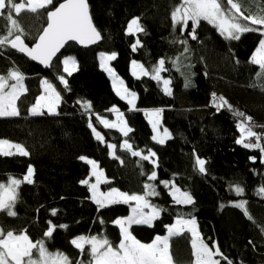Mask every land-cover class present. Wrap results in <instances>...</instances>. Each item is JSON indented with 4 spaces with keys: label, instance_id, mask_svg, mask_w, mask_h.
<instances>
[{
    "label": "trees",
    "instance_id": "trees-1",
    "mask_svg": "<svg viewBox=\"0 0 264 264\" xmlns=\"http://www.w3.org/2000/svg\"><path fill=\"white\" fill-rule=\"evenodd\" d=\"M63 1L53 0L52 5L37 13L25 9L17 16L11 11L22 27V39L27 46L35 43L46 26L47 12ZM180 2L87 0L93 25L101 33L99 43L88 48L69 43L49 68L34 64L10 45L0 48V75L7 76L11 69H18L25 87L17 100L19 115L0 117V140L19 143L29 152L28 156L0 155V183H7L10 176L23 180L29 165L33 168V183L23 182L18 188L13 209L16 215L0 211V218H5L0 220V226L5 230L23 226L31 241L43 240L50 253L62 252L81 264H93L90 247L85 244L81 253L71 241L88 237L86 232L90 227L92 236L106 237L113 245H119L122 236L115 221L128 216L130 204L116 203L101 208L92 201L88 185L81 183L89 177V166L80 159L84 156L96 161L103 172L105 181L99 185L102 193L116 188L129 195H143L145 183L155 185L159 194L147 199L161 209L159 217L150 226L129 227L140 242L150 243L164 235L167 226L180 216L185 219L194 216L198 231L209 247L218 244L234 264H264V197L257 194L264 186V153L238 144L241 133L237 123L243 118L235 116L226 106L218 110L212 104V93H216L232 109L251 116V125L247 122L246 125L261 134L260 143L264 146V127H261L264 126V78L257 75L261 73L260 66L251 62L264 36L253 31L240 34L238 40L225 39L213 24L202 20L196 28L197 38L192 39L191 22L187 27L182 24L173 27L171 13ZM259 6L257 0L251 11L255 12ZM8 15L7 9L0 14V35H7L11 26ZM133 18H139L144 31L128 33ZM137 40L140 43L133 50ZM104 53L116 54L110 66L126 88L135 92L134 110L115 94L100 64L99 55ZM68 56L77 65L71 75L63 69V59ZM161 59L165 63L160 77L170 80V95L165 94L160 81L152 78L151 70ZM132 61L149 74L133 77ZM61 76L67 81V88L61 83ZM42 79L60 93L61 102L55 114L32 115L29 108L40 95ZM84 101L90 103V109L83 107ZM113 107L132 129L127 136L99 122L98 117L111 118ZM147 109L161 110V126L170 134L163 144L152 139V130L142 113ZM93 129L102 141L94 137ZM125 141L132 146L131 151L148 155L151 150L156 155L149 160L133 156L122 147ZM249 141L255 143L256 138H247L246 142ZM109 145L115 146L113 155ZM197 157L206 162L205 173L195 164ZM152 171L157 178L148 180ZM162 181L168 182V186ZM173 184L189 192L194 203L177 205L170 193ZM236 184L244 188L241 196L230 190ZM240 201H247L246 210L252 219L245 215V209L234 206ZM221 204L225 206L221 208ZM53 209L56 215H52ZM49 222L56 226L50 238L44 236ZM61 224L67 227H58ZM169 249L174 264L193 263L187 231L170 238ZM36 254L34 250V258ZM221 264L227 261L221 259Z\"/></svg>",
    "mask_w": 264,
    "mask_h": 264
},
{
    "label": "snow or ice",
    "instance_id": "snow-or-ice-1",
    "mask_svg": "<svg viewBox=\"0 0 264 264\" xmlns=\"http://www.w3.org/2000/svg\"><path fill=\"white\" fill-rule=\"evenodd\" d=\"M257 0H181L180 4L175 7L171 13V19L173 27L182 24L184 27L188 26L191 21L192 32L190 35L192 39H196V28L200 21H207L213 24L220 34L225 39L238 40L240 34L246 32L259 31L264 36V0H259L261 6L257 7L255 12L251 11V6L256 4ZM53 0H26L25 2H16V0H0V14H3L4 10L9 11V15L6 17L11 26L7 29V35H0V48H3L6 44L11 48L17 49L19 52L26 54L32 60H39L40 63L50 66L52 58L60 50V48L67 41L78 40L81 43L88 41L94 43L101 38V33L97 31L93 25L92 18L89 14V5L87 0H64L59 6L54 7V10L47 12V26L43 29L42 33L38 37V41L34 46L29 47L22 39L23 30L17 19L11 16V11L14 10L17 16L22 10H28L32 13H37L38 10L45 9L47 6L52 5ZM245 11L248 12L245 15ZM258 26V27H253ZM184 29L182 28L181 31ZM129 34L133 32L144 31L142 25L139 23V18H133L127 29ZM19 33V34H17ZM10 37H14L11 38ZM140 43L139 40L133 45V50ZM181 43H187L181 41ZM187 51V49H185ZM116 54L112 53L109 56L103 57L105 61L115 59ZM251 62L258 64L261 68V73L257 75L264 78V39L259 41V47L251 58ZM64 71L71 75V72L75 70V60L67 58L63 61ZM165 61L161 59L158 66L154 67L151 71L154 73L153 79L160 80V73L164 71ZM133 75H148L149 72L140 64L135 61L132 63ZM113 76V87L116 88L117 95H120L122 99L128 98V103L134 106V100L136 97L135 92H130L127 88H117V83L123 84L116 77L111 68L107 69ZM24 77L18 69H11L7 76L0 75V117L18 116L19 111L17 109V100L21 92L23 91ZM61 83L67 88V81L63 76L59 77ZM187 79V78H186ZM9 80H14L15 83L8 84ZM170 80L164 79V92L170 95L171 89L169 87ZM190 83V80L188 81ZM45 87L46 96H41L37 99L36 104L30 109L32 115L43 114L40 109L47 107L50 114H55V110L61 102V95L53 85L47 81H42ZM187 86V84H186ZM264 86V85H262ZM9 89L5 91V89ZM42 101L44 103H42ZM80 103V101H77ZM212 104L218 110L223 107H227L237 117L243 118V120L237 123V128L240 130L241 137L236 142L242 144L245 148H257L264 153V146L261 145V134L253 130V126H247L246 122L251 125L252 117L246 116L245 113L232 109V106L223 97H217L216 93H212ZM83 107L90 109L89 102L84 101ZM132 110V109H130ZM161 110L156 109L149 113L156 117L152 122L153 131L157 130L159 125V115ZM99 119V117H98ZM120 131L127 136L132 131L123 120L122 115L118 117ZM101 123L105 127H117L116 124H109L107 120H101ZM91 127V124H90ZM264 127V126H261ZM95 132V129H93ZM98 140H102V137L97 133ZM164 137H170V134L165 129ZM255 137L256 142H246L247 138ZM158 143L163 144L164 138L158 139L156 135L152 137ZM114 145H109V148H114ZM131 151L132 146L125 141L122 145ZM15 149V152L12 151ZM19 154L22 156H28L29 152L25 147L19 143L13 144L8 140H0V155L11 156ZM133 156H139L142 160H149L150 157L156 154L149 150L148 155H142L140 151H131ZM81 160H85L88 164L93 166V175L97 176L99 182L102 172H98L97 163L94 160H90L84 156L80 157ZM251 159L255 160V157ZM155 164V161H152ZM205 161L196 158L195 164L198 166L201 173L206 172ZM33 168L29 165L27 174L24 175L23 180L18 178L9 177L7 183H0V211H6L7 215L15 216L16 212L13 210L15 203L18 199V188L21 183H33L32 180ZM157 174L155 171L148 176V180H155ZM83 184H88V180L81 181ZM165 186H168V182L162 181ZM97 185L92 184V198L103 208L107 204L116 203H129L135 201L136 206L132 208V215L124 219H117L115 223L120 226L121 240L119 245H113L112 242L106 237L101 236H80L71 241V243L83 253L85 251V244L90 245V255L94 260V264H174V258L170 253L169 239L174 235H178L184 231L191 233V247L192 255L195 258L194 264H221V259L227 261V264H234L231 259H228L222 252L218 244L213 243L211 247L201 237L200 232L197 229V221L194 216L188 219L182 216L178 217L174 224L167 226L168 235L157 236L151 243H142L137 240L129 231V227L133 224H148L151 225L152 221L157 219L160 215L161 209L152 205L147 197L156 196L159 193L156 191V187L153 184L145 183L144 194L137 195L121 192L116 188H112L107 193L97 194ZM230 190L234 191L237 196H241L244 192V188L239 184L230 187ZM171 194L177 205H190L193 204V197L187 191H181L172 185ZM257 194L264 197V186H261L257 190ZM247 201H240L234 204L235 207L245 209V215L252 219L250 214L246 210ZM225 205L221 204L223 208ZM148 208L150 211L145 213L143 209ZM52 215H56V210H52ZM45 231V237H52L53 231L56 226L51 225ZM60 228H66V225H59ZM251 243V241H250ZM215 249V251H213ZM34 250L38 253V258H34ZM214 257H220L221 259H214ZM0 264H81L80 261L73 262L70 257L62 252L50 253L43 240L33 242L29 239L25 232L15 233L12 230H5L3 226H0ZM179 264V262H176Z\"/></svg>",
    "mask_w": 264,
    "mask_h": 264
},
{
    "label": "rangeland",
    "instance_id": "rangeland-1",
    "mask_svg": "<svg viewBox=\"0 0 264 264\" xmlns=\"http://www.w3.org/2000/svg\"><path fill=\"white\" fill-rule=\"evenodd\" d=\"M23 2H25V4H26V0H23ZM26 9V8H25ZM189 22H191V21H189ZM128 29V28H127ZM133 33H136V32H133ZM262 39H264V37L262 38ZM258 47H259V44H258ZM257 47V48H258ZM256 48V49H257ZM256 52V50L254 51V53ZM253 53V54H254ZM109 55H111V54H101L100 56H104V57H106V56H109ZM252 57H253V55H252ZM67 58H72V59H74L73 57H71V56H68V57H65L64 59H63V61L65 60V59H67ZM102 58V57H101ZM75 60V59H74ZM76 62V61H75ZM110 62H111V60L110 61H108V63L107 64H104L105 62H103V64H102V69H104L107 73H108V76H109V78H110V80H111V84H112V87H113V76L109 73V71L107 70L108 68H111V66H110ZM132 63H133V61L131 62V64H130V74L133 76V77H139V76H141V75H133V68H132ZM137 63V62H136ZM137 64H139V63H137ZM258 65V64H257ZM76 68H77V65L75 64V70H76ZM63 69H64V63H63ZM112 69V68H111ZM74 70V71H75ZM74 71H72V72H74ZM113 71V70H112ZM65 72V71H64ZM71 72V73H72ZM114 72V71H113ZM66 74H68L67 72H65ZM115 73V72H114ZM116 75V74H115ZM116 77H118L117 75H116ZM119 78V80L120 81H122V79L120 78V77H118ZM163 80L164 79H160L159 81L161 82V86H162V89H164V85H163ZM42 81H44V79H42L41 80V92H40V95L37 97V99L39 98V97H41V96H46L47 95V93L45 92V87H44V85L42 84ZM13 83H15V81H13ZM8 84L9 85H11V83H9L8 82ZM23 84V83H22ZM117 88H126V86H125V84H124V82H123V84L121 85V84H119V83H117V86H116ZM9 89H5V91H8ZM113 90H114V92H115V94L117 95V91H116V88H114L113 87ZM24 91H25V87H24V84H23V91L21 92V94H23L24 93ZM130 91V90H129ZM164 91V90H163ZM130 92H132V91H130ZM20 94V95H21ZM121 100H123L124 102H126L128 105H129V107H130V109H132V110H134L135 109V103H136V97H135V100H134V106L133 105H130L129 103H128V98H125V99H122L121 98V96L120 95H117ZM20 97V96H19ZM37 99H36V101H37ZM36 101H35V103L33 104V106L36 104ZM42 103H44L43 101H42ZM16 104H17V102H16ZM32 106V107H33ZM31 107V108H32ZM17 109H18V106H17ZM57 109V108H56ZM154 110H156V109H147V110H144V116H145V118H146V120H147V122L149 123V125H150V128H151V130H152V134H153V136L154 135H156L157 137H158V139H160V138H164V140H167L168 138H165L164 137V128L161 126V118H160V116L161 115H159V117H158V119H159V125H158V127H157V130L154 132L153 131V125H152V122L151 121H153L154 119H157L156 117H154V116H152V115H149V113H151V112H153ZM40 111H46L48 114H50L49 112H48V110H47V107H43V108H41L40 109ZM56 111V110H55ZM111 113V118H102V117H99V122L101 121V120H107L108 122H109V124H116V125H118L117 127H107V128H111V129H116V130H118V131H120V126H119V120H118V117H120L121 115H122V113H120L119 111H118V109L117 108H115V107H113V110L110 112ZM122 118H123V120L125 121V119H124V117H123V115H122ZM100 124L102 125V126H104L105 127V125L103 124V123H101L100 122ZM249 126V125H248ZM246 127H247V125H246ZM121 132V131H120ZM122 133V132H121ZM96 134H97V132H93V135H94V137L97 139V137H96ZM99 134V133H98ZM100 135V134H99ZM101 136V135H100ZM100 141H102V140H100ZM155 142H157L156 140H154ZM11 143V142H10ZM158 143V142H157ZM14 144V143H13ZM161 144V143H160ZM109 147V146H108ZM109 150H110V155H113V148H109ZM12 151L13 152H15V149H12ZM91 160V159H90ZM85 161V160H84ZM86 162V161H85ZM87 163V162H86ZM88 164V163H87ZM88 166H89V177H88V187H89V191H90V195H91V199H92V201L95 203V204H97L94 200H93V198H92V190H91V185L92 184H96L97 185V189H96V191H97V194L99 195L100 193H102L101 191H100V189H99V185L103 182V181H105V178H104V175H102V176H100V178H99V182L97 181V176L96 175H93L92 173H93V166L92 165H90V164H88ZM98 166V165H97ZM98 172H102L98 167H97V169H96ZM103 173V172H102ZM177 188V187H176ZM171 191H172V185H171V190H170V193H171ZM107 193V192H106ZM172 195V194H171ZM173 197V196H172ZM122 204H130V211H129V214H128V216H130V215H132V208L133 207H135L136 206V202L135 201H130L129 203H122ZM98 205V204H97ZM110 205H113V204H107L105 207H108V206H110ZM99 206V205H98ZM143 211L145 212V213H148L149 211H150V209H148V208H145V209H143ZM128 216H126V217H124V218H127ZM124 218H119V219H124ZM0 220L1 221H4L5 220V218L4 217H1L0 218ZM154 221V220H153ZM153 221H152V223H153ZM176 221V220H175ZM175 221L173 222V224L175 223ZM21 224H23L22 223V221L20 222ZM151 223V224H152ZM116 224V223H115ZM117 225V224H116ZM137 225H146V226H150V225H148V224H137ZM118 227H119V229H120V226L119 225H117ZM23 229H24V227L23 226H21V227H19V228H16V229H14V228H9V227H7L6 228V231L7 230H12V231H14L15 233H17V234H19L20 232H23ZM93 228L92 227H90L89 229H88V231L86 232V234H88L89 236H92V230ZM198 229V228H197ZM121 232V231H120ZM189 234H190V237H191V233L190 232H188ZM166 235H168V229L166 230V233L164 234V235H162L161 237H163V236H166ZM179 235V234H178ZM174 236H177V235H174ZM174 236H172V237H174ZM172 237H170V238H172ZM77 238V237H76ZM156 238V237H155ZM154 238V239H155ZM75 239V238H74ZM191 239H192V237H191ZM151 243V242H150ZM89 247H90V245H89ZM193 251V250H192ZM213 251H215V249H213ZM35 258H38V253L36 254V256H35ZM214 259H215V257H214ZM194 260H195V258H194ZM93 264H94V260H93ZM192 264H194V261H193V263Z\"/></svg>",
    "mask_w": 264,
    "mask_h": 264
},
{
    "label": "water",
    "instance_id": "water-1",
    "mask_svg": "<svg viewBox=\"0 0 264 264\" xmlns=\"http://www.w3.org/2000/svg\"><path fill=\"white\" fill-rule=\"evenodd\" d=\"M64 2V1H63ZM63 2H61V3H63ZM60 3V4H61ZM57 6H59V5H57ZM54 10V9H53ZM47 23H48V20H47V22H46V26H47ZM45 26V27H46ZM44 27V28H45ZM43 28V29H44ZM43 31V30H42ZM42 31H41V33H42ZM40 33V34H41ZM39 34V35H40ZM39 37V36H38ZM38 37H37V39H36V41H35V43L38 41ZM99 41H100V39L99 40H97L96 42H94V43H90V42H88V41H85L84 43H81L80 41H78V40H72V41H67V42H65L64 43V45L60 48V50L56 53V55L52 58V61L60 54V52L62 51V49L65 47V45H67V44H69V43H73V44H75V45H77L78 47H80V48H88V47H92V46H95V45H97L98 43H99ZM35 43L32 45V46H34L35 45ZM31 46V47H32ZM27 59H29L31 62H33L34 64H36V65H38V66H40V67H42V68H49L50 66H46L45 64H42V63H40V61L39 60H32L29 56H27L26 54H24V53H22ZM52 61H51V63H52ZM51 63H50V65H51Z\"/></svg>",
    "mask_w": 264,
    "mask_h": 264
},
{
    "label": "crops",
    "instance_id": "crops-1",
    "mask_svg": "<svg viewBox=\"0 0 264 264\" xmlns=\"http://www.w3.org/2000/svg\"><path fill=\"white\" fill-rule=\"evenodd\" d=\"M137 33V32H136ZM133 34H135V33H133ZM101 55V54H100ZM99 55V59H100V64H101V66H102V64H103V62H105L104 64H107L108 63V61H105L104 59H103V57L104 56H100ZM102 57V58H101ZM107 73V72H106ZM108 74V73H107ZM33 106V105H32ZM31 106V107H32ZM31 107L29 108V113H30V109H31ZM130 108V107H129ZM113 110V108L110 110V112ZM42 113L43 112H46V111H41ZM144 112V110H142V113ZM31 114V113H30ZM143 115H144V113H143Z\"/></svg>",
    "mask_w": 264,
    "mask_h": 264
}]
</instances>
